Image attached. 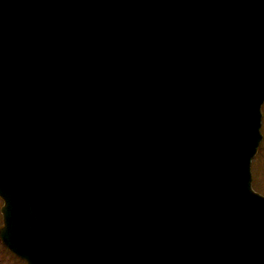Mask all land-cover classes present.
<instances>
[{
	"label": "water",
	"instance_id": "95a60500",
	"mask_svg": "<svg viewBox=\"0 0 264 264\" xmlns=\"http://www.w3.org/2000/svg\"><path fill=\"white\" fill-rule=\"evenodd\" d=\"M264 0H0V238L29 264H264Z\"/></svg>",
	"mask_w": 264,
	"mask_h": 264
},
{
	"label": "rangeland",
	"instance_id": "374dc122",
	"mask_svg": "<svg viewBox=\"0 0 264 264\" xmlns=\"http://www.w3.org/2000/svg\"><path fill=\"white\" fill-rule=\"evenodd\" d=\"M263 129H264V106H263ZM252 174H253L254 190L264 195V163H262L261 159H259V161H257L256 164H254L252 168Z\"/></svg>",
	"mask_w": 264,
	"mask_h": 264
},
{
	"label": "flooded vegetation",
	"instance_id": "af4514ba",
	"mask_svg": "<svg viewBox=\"0 0 264 264\" xmlns=\"http://www.w3.org/2000/svg\"><path fill=\"white\" fill-rule=\"evenodd\" d=\"M260 154H261V151H259L257 157H259ZM0 226H1V223H0ZM0 264H28V263L24 259L18 257L17 255L12 253L10 250H8L0 241Z\"/></svg>",
	"mask_w": 264,
	"mask_h": 264
}]
</instances>
